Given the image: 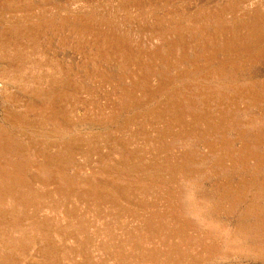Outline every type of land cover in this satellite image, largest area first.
Masks as SVG:
<instances>
[{
  "label": "rangeland",
  "instance_id": "374dc122",
  "mask_svg": "<svg viewBox=\"0 0 264 264\" xmlns=\"http://www.w3.org/2000/svg\"><path fill=\"white\" fill-rule=\"evenodd\" d=\"M0 45V264H264V0H0Z\"/></svg>",
  "mask_w": 264,
  "mask_h": 264
},
{
  "label": "bare ground",
  "instance_id": "6f19581e",
  "mask_svg": "<svg viewBox=\"0 0 264 264\" xmlns=\"http://www.w3.org/2000/svg\"><path fill=\"white\" fill-rule=\"evenodd\" d=\"M6 39H4L3 41H5ZM7 41V40H6ZM5 41V42H6ZM11 42V41H10ZM1 43H3V42H1ZM8 43V42H7ZM4 44V43H3ZM10 44V43H9ZM9 44H6L5 43V47H6V45H9ZM12 44V43H11ZM13 44H15V42L13 43ZM12 44V45H13ZM16 44H18V43H16ZM16 44H15V47H17L16 46ZM11 46V45H10ZM9 46V47H10ZM1 47H3V46H1L0 45V48ZM20 47V46H19ZM8 48V47H7ZM13 48H14V46H13ZM10 49H12V48H10ZM12 59H14L15 58V60H19V62H22V60H21V58L19 57V56H17V55H13L12 57H11ZM52 62V61H51ZM52 63H54V65H55V62L53 61ZM56 65H57V63H56ZM25 67V66H24ZM26 68V67H25ZM52 69H53V67H52ZM14 71H15V73H13V74H10V75H7V76H10V78H8L7 80H32V79H29V78H25L24 77V75H23V71H25V74L26 75H28V73H27V69H24V68H22V67H18L17 69H13ZM10 86V84L9 83H6L5 85H3V86H0V87H2L3 88V90H5V89H8V87ZM10 89V88H9ZM3 90H0L1 92L3 91ZM76 101V100H75ZM78 103V102H77ZM76 104V103H75ZM57 110V109H56ZM55 111V110H54ZM56 112V111H55ZM54 112V114H55V116H54V119L56 120V119H58V112H56L55 113ZM73 113V112H72ZM68 114H69V112H68ZM69 116H71V115H69ZM59 121H61V120H59ZM61 123V122H60ZM2 133H3V138H4V140L7 142V143H11V141H10V139L12 138V136L10 135V134H8L5 130H2ZM0 148L1 149H5V144L4 143H2V144H0ZM9 156L10 157H12L13 156V153H10L9 154ZM55 194L58 196V197H60V199H61V201H65V199H64V194L63 193H61L60 191H56L55 192ZM68 198L70 199V200H73L74 198H75V196H72V197H70V196H68ZM80 201V203L82 204V207L83 208H85L86 209V207H87V205L88 204H91V199H90V197H87V199H85L84 201L83 200H79ZM86 201V202H85ZM11 202H12V204H13V206L15 207V208H17L21 213H23L24 211H25V209H26V207H25V205L22 203V202H19L18 204H16V201L13 199V200H11ZM53 209H54V207H53ZM56 209V208H55ZM58 209V208H57ZM84 209V210H85ZM59 211H58V213H60L61 215H63V216H66V217H69L71 220H72V218H73V216H74V214H72V213H70V212H68L67 210H66V208L65 207H61V208H59L58 209ZM90 213L92 214V216H94L95 215V212H93L92 211V209H90ZM80 214V213H79ZM98 215H100V213L98 214ZM96 216V215H95ZM94 216V217H95ZM80 217H81V220H83V221H85L86 222V220H85V218L83 217V215L81 216L80 215ZM103 221H105L106 223H108L107 221H108V218H107V220H105V216H104V218L102 219ZM99 222V221H98ZM99 230V229H98ZM106 230V229H105ZM23 234H26V231L24 230V232H23ZM106 234V233H105ZM111 235V237H112V234H110ZM0 237H1V235H0ZM89 241V240H88ZM88 241H86V243H88ZM107 245V244H106ZM84 248H85V244H84ZM49 249H50V247L48 246V247H46V248H43L42 250L40 249V250H37V254L38 255H40V256H42L44 259H46L47 258V256H48V254L44 257V253H47L48 251H49Z\"/></svg>",
  "mask_w": 264,
  "mask_h": 264
}]
</instances>
